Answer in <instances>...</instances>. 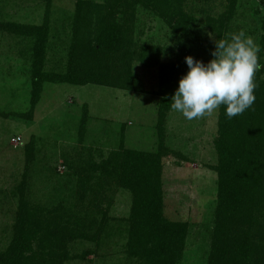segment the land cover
Masks as SVG:
<instances>
[{"label":"rangeland","instance_id":"obj_1","mask_svg":"<svg viewBox=\"0 0 264 264\" xmlns=\"http://www.w3.org/2000/svg\"><path fill=\"white\" fill-rule=\"evenodd\" d=\"M79 1L0 0V252L12 240L23 189L25 199L49 217L58 214L63 223L80 217L91 235L104 225L98 231L99 241L84 238L70 243L71 259L64 264H131L123 247L127 234L119 229L127 227L132 193L116 182L105 181L106 175L101 180L96 168L122 148L156 152L163 142L169 150L162 179L164 215L189 226L179 264H207L217 206V173L211 167L218 164L213 143L219 109L191 121L171 110L163 128L158 129L157 124L160 102L171 100L180 78L189 70L185 57L191 55L205 64L213 57L199 50L181 54L171 49L176 41L169 27L157 16L142 12L131 34L137 42L161 49V63L168 68H145L131 58L133 90L45 83L32 109L33 43L8 32L6 26H40L48 13L43 69L64 74L74 44ZM228 2L197 0L215 16ZM121 18L117 14L116 21ZM263 24L264 0H237L232 33L244 30L252 36L260 45L259 56L264 53L260 42ZM113 73L112 82L126 79L121 70L115 68ZM16 137L20 143L12 141ZM82 174L92 175L88 193L78 183ZM83 253L87 255L81 258Z\"/></svg>","mask_w":264,"mask_h":264},{"label":"trees","instance_id":"obj_2","mask_svg":"<svg viewBox=\"0 0 264 264\" xmlns=\"http://www.w3.org/2000/svg\"><path fill=\"white\" fill-rule=\"evenodd\" d=\"M236 3L229 0L215 16L210 7L202 8L197 0H80L74 18V44L64 74L43 69L48 13L40 26L7 24L5 30L32 40L33 109L45 83L133 90L131 58L145 68H168L161 63V49L139 43L131 34L142 12L157 16L169 27L176 41L171 49L181 54L199 50L211 55L215 49L211 40L232 33ZM117 14L122 16L121 22L116 21ZM260 42L264 49V34ZM259 57L264 64V53ZM115 68L125 72V80H110L112 75L116 77ZM256 82L255 103L242 115L229 119L226 106L219 108L218 135L213 143L218 164L211 167L217 173V206L207 264H264V69L256 74ZM171 110V100L162 99L158 129L163 128ZM162 143L156 152L122 148L96 168L101 180L106 175L105 181L116 182L132 193L127 227L119 229V233L127 234L123 247L131 264H179L189 232L187 222L172 221L164 215L162 179L169 150ZM92 181V175L82 174L78 183L88 193ZM20 192L12 240L0 252V264H64L71 259L70 243L84 238L100 240L98 231L104 225L91 235L82 218L63 223L58 214L45 215L25 199L23 189Z\"/></svg>","mask_w":264,"mask_h":264},{"label":"clouds","instance_id":"obj_3","mask_svg":"<svg viewBox=\"0 0 264 264\" xmlns=\"http://www.w3.org/2000/svg\"><path fill=\"white\" fill-rule=\"evenodd\" d=\"M214 43L213 59L207 64L191 55L185 57L189 70L171 98V109L189 121L211 116L221 106H226V116L231 119L256 100V74L264 69L260 45L244 30L228 33Z\"/></svg>","mask_w":264,"mask_h":264},{"label":"built area","instance_id":"obj_4","mask_svg":"<svg viewBox=\"0 0 264 264\" xmlns=\"http://www.w3.org/2000/svg\"><path fill=\"white\" fill-rule=\"evenodd\" d=\"M12 141L15 143H20L21 139L20 137H16V138H13Z\"/></svg>","mask_w":264,"mask_h":264}]
</instances>
